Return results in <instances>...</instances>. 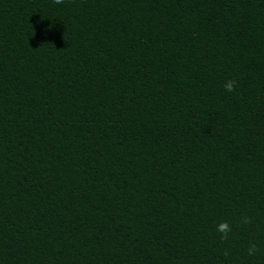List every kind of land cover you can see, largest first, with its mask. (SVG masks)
I'll use <instances>...</instances> for the list:
<instances>
[{
	"label": "trees",
	"instance_id": "1",
	"mask_svg": "<svg viewBox=\"0 0 264 264\" xmlns=\"http://www.w3.org/2000/svg\"><path fill=\"white\" fill-rule=\"evenodd\" d=\"M0 264H264V0H0Z\"/></svg>",
	"mask_w": 264,
	"mask_h": 264
},
{
	"label": "clouds",
	"instance_id": "2",
	"mask_svg": "<svg viewBox=\"0 0 264 264\" xmlns=\"http://www.w3.org/2000/svg\"><path fill=\"white\" fill-rule=\"evenodd\" d=\"M56 4H61L63 3V0H54ZM234 86H235V81L234 80H229L225 83V89L229 92L234 91ZM230 230L229 225L226 222H222L218 225V231L225 233L226 238V233Z\"/></svg>",
	"mask_w": 264,
	"mask_h": 264
}]
</instances>
